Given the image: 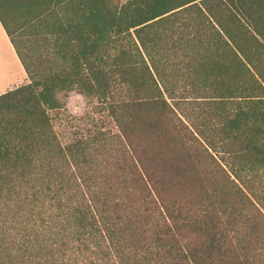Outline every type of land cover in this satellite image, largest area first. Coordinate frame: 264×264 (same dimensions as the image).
Masks as SVG:
<instances>
[{
	"label": "trees",
	"instance_id": "16d2710c",
	"mask_svg": "<svg viewBox=\"0 0 264 264\" xmlns=\"http://www.w3.org/2000/svg\"><path fill=\"white\" fill-rule=\"evenodd\" d=\"M0 22L29 77L0 93V264H264L255 196L209 151L240 139L264 166V0H0ZM25 34L59 62L28 61ZM64 88L118 131L62 140ZM102 140L128 176L93 175Z\"/></svg>",
	"mask_w": 264,
	"mask_h": 264
},
{
	"label": "rangeland",
	"instance_id": "374dc122",
	"mask_svg": "<svg viewBox=\"0 0 264 264\" xmlns=\"http://www.w3.org/2000/svg\"><path fill=\"white\" fill-rule=\"evenodd\" d=\"M59 15L61 18H66L68 13L61 12ZM47 37L50 39L48 44L39 42L38 39L40 37L33 34H25L22 37H17L21 40V45H23L28 61L30 60L29 57L31 53L33 54V58H31V60L33 59L35 66L41 64L42 62L46 63V61L50 64L59 62V54L56 53L57 50H55L54 44H52L51 40L53 35L49 34ZM169 41L172 42L173 40ZM251 53L252 52H247V55ZM180 55L181 50L175 52V54H173L174 60H176V56ZM31 60L30 62L32 63ZM258 64L259 62L257 63L255 61V71L259 75L262 73L264 76V66L261 67V65ZM262 74L260 77L264 84V77H262ZM186 80L188 81V78H186ZM28 81L29 77L27 76V72L9 36L1 34L0 31V93L14 89L16 86ZM98 96L99 95L95 90H91L87 93L80 91L78 88L70 90H66L64 88L59 90V92L55 95V106L49 109V113L53 127L62 140H68L70 138H74L75 136H86L88 133L97 129L109 130L112 132L118 131L113 111L107 107L108 103L103 101ZM212 113L213 116L210 118V126L217 127L216 125L219 123L218 118L215 115V111H212ZM196 122H198L197 119H195V123ZM232 135L236 136L237 134L232 132ZM142 138L143 135L138 141L137 146H135L139 151L144 146ZM104 142L105 141L102 140L95 143L98 152L94 151L93 162L98 167V170L97 172H94L93 175H96L97 178L107 176V179L111 180L128 176L127 172L124 173L118 167V165L122 163L121 156L119 155V152H117V149L121 148V145L117 144L115 141L110 142L107 140L105 143ZM241 149H243L241 140H235L232 138L229 140V144L225 145L226 151L211 149H209V151L213 156L221 157L224 164L229 166L235 164L241 169L238 171V175L243 182V186L247 187V189H245L246 191L253 192L255 196L254 201L264 215L263 163L257 159H250L249 156H242L243 153H239ZM88 174L90 173H86V175ZM52 216V225L63 223L59 218H57V214L53 208ZM242 220H244V218ZM262 227L263 223L259 225L258 230ZM244 229H246L245 226ZM258 244L262 246L259 253L261 254L262 261L264 263V238L258 242Z\"/></svg>",
	"mask_w": 264,
	"mask_h": 264
},
{
	"label": "crops",
	"instance_id": "0c3cea01",
	"mask_svg": "<svg viewBox=\"0 0 264 264\" xmlns=\"http://www.w3.org/2000/svg\"><path fill=\"white\" fill-rule=\"evenodd\" d=\"M0 31H1V34L8 36L1 22H0Z\"/></svg>",
	"mask_w": 264,
	"mask_h": 264
}]
</instances>
